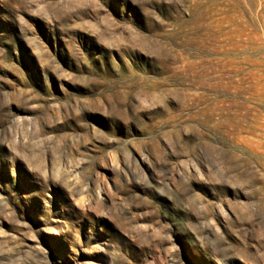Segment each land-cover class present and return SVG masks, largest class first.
Returning a JSON list of instances; mask_svg holds the SVG:
<instances>
[{"label": "rangeland", "instance_id": "1", "mask_svg": "<svg viewBox=\"0 0 264 264\" xmlns=\"http://www.w3.org/2000/svg\"><path fill=\"white\" fill-rule=\"evenodd\" d=\"M0 264H264V0H0Z\"/></svg>", "mask_w": 264, "mask_h": 264}]
</instances>
